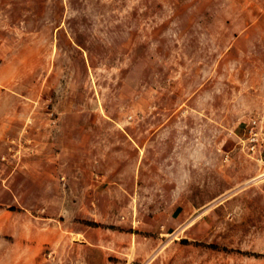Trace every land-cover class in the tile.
I'll use <instances>...</instances> for the list:
<instances>
[{
	"label": "rangeland",
	"instance_id": "1",
	"mask_svg": "<svg viewBox=\"0 0 264 264\" xmlns=\"http://www.w3.org/2000/svg\"><path fill=\"white\" fill-rule=\"evenodd\" d=\"M262 150L264 0H0V264H196Z\"/></svg>",
	"mask_w": 264,
	"mask_h": 264
},
{
	"label": "crops",
	"instance_id": "2",
	"mask_svg": "<svg viewBox=\"0 0 264 264\" xmlns=\"http://www.w3.org/2000/svg\"><path fill=\"white\" fill-rule=\"evenodd\" d=\"M263 152H259L260 158ZM256 183L264 189V182ZM248 184L233 185L230 188L238 192L222 199L212 198V202L195 209L199 243L196 264H210V259L211 264H264V196L254 195ZM191 216L187 207L180 208L176 217L168 218V233L179 229L189 231L193 225L189 223Z\"/></svg>",
	"mask_w": 264,
	"mask_h": 264
},
{
	"label": "built area",
	"instance_id": "3",
	"mask_svg": "<svg viewBox=\"0 0 264 264\" xmlns=\"http://www.w3.org/2000/svg\"><path fill=\"white\" fill-rule=\"evenodd\" d=\"M256 125H257V122L253 121L249 129V136L247 139L248 143L250 144L248 149L251 153H256L257 151H259L258 145H259L260 139H259V133L256 131Z\"/></svg>",
	"mask_w": 264,
	"mask_h": 264
}]
</instances>
